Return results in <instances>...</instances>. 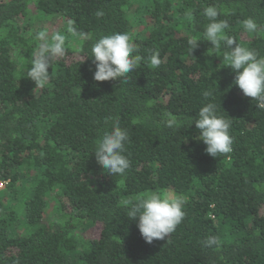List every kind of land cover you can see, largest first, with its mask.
I'll return each mask as SVG.
<instances>
[{
  "label": "trees",
  "instance_id": "obj_1",
  "mask_svg": "<svg viewBox=\"0 0 264 264\" xmlns=\"http://www.w3.org/2000/svg\"><path fill=\"white\" fill-rule=\"evenodd\" d=\"M210 4L227 36L264 55V36L242 25L264 31V0H0V264H264V107L235 85L226 44L191 52ZM40 31L67 48L43 87L25 75ZM124 31L143 59L124 82L94 81L93 44ZM208 102L232 122V151L217 157L192 125ZM117 118L129 167L110 175L94 152ZM162 190L184 197L185 217L149 244L121 202Z\"/></svg>",
  "mask_w": 264,
  "mask_h": 264
},
{
  "label": "clouds",
  "instance_id": "obj_2",
  "mask_svg": "<svg viewBox=\"0 0 264 264\" xmlns=\"http://www.w3.org/2000/svg\"><path fill=\"white\" fill-rule=\"evenodd\" d=\"M103 11H97V16H103ZM207 23L202 35H189L187 44L191 52L198 47V42L206 40L211 43L213 51H219L222 42L231 51L225 53V62L235 73L234 83L242 90L246 97H251L264 107V55L248 47L241 46L226 35L229 29L227 20L218 19L222 14L215 4H210L203 10ZM189 17L190 13L187 14ZM243 28L248 33L264 36L260 25L254 18H247L242 22ZM69 31L75 32V28L69 26ZM37 47L32 52L31 67L27 68L25 75L35 85L43 87L50 80L49 68L52 61L62 58L67 54L66 36L62 32H53L49 38L47 32L40 31L36 34ZM139 51V46L134 42L132 34L115 32L101 36L91 48V57H94L95 71L94 81H117L127 78V74L136 70L141 60L140 55H134ZM152 67H159L162 63L159 52L155 51L150 56ZM205 98L211 97V91L203 93ZM166 127L173 128L180 123L174 115L165 113ZM231 120L217 111V105L208 102L200 108L196 118L192 122L198 130L195 139L202 141L205 151L212 157L218 154H227L232 151L233 138L230 135ZM129 140L126 129L120 126L119 119H115L110 131H105L95 150L97 162L110 175H123L129 167V160L123 154L125 143ZM184 197L166 192H152L133 203L132 200H123L121 203L127 207L126 215L131 221H136L139 232L146 243L154 240H163L173 233L185 217L183 210ZM204 244L206 246H219V240L215 236H209Z\"/></svg>",
  "mask_w": 264,
  "mask_h": 264
},
{
  "label": "rangeland",
  "instance_id": "obj_3",
  "mask_svg": "<svg viewBox=\"0 0 264 264\" xmlns=\"http://www.w3.org/2000/svg\"><path fill=\"white\" fill-rule=\"evenodd\" d=\"M132 16H135V14H133ZM49 26H51V27H53L51 24H48V28H49ZM32 31H33V29H31ZM31 30H28V31H25L24 33L26 34H31L32 32H30ZM48 32H49V29H48ZM50 33V32H49ZM49 38H50V36H49ZM5 192V191H4ZM161 192H166V193H169V194H171L170 193V191H164V190H162V191H160L159 193H161ZM173 193V192H172ZM7 213V212H6ZM6 213L5 214H3V215H5L6 216ZM13 227H14V224L13 223H10L9 224V226H8V228H9V230L10 231H12L13 230ZM23 234H25V233H23Z\"/></svg>",
  "mask_w": 264,
  "mask_h": 264
},
{
  "label": "built area",
  "instance_id": "obj_4",
  "mask_svg": "<svg viewBox=\"0 0 264 264\" xmlns=\"http://www.w3.org/2000/svg\"><path fill=\"white\" fill-rule=\"evenodd\" d=\"M7 184H8V182H6V181H0V190L4 189Z\"/></svg>",
  "mask_w": 264,
  "mask_h": 264
}]
</instances>
